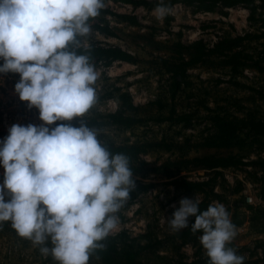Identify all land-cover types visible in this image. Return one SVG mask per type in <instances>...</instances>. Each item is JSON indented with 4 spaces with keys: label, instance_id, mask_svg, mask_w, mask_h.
<instances>
[{
    "label": "rangeland",
    "instance_id": "rangeland-1",
    "mask_svg": "<svg viewBox=\"0 0 264 264\" xmlns=\"http://www.w3.org/2000/svg\"><path fill=\"white\" fill-rule=\"evenodd\" d=\"M168 1L163 0L164 4ZM104 4L100 14L91 19L90 34L78 37L81 42L78 48L111 46L128 53L132 59L114 60L109 65L91 59L98 72L93 85L96 103L84 117L57 122L79 127L84 119L90 128L97 130L101 144H135L144 149L139 158L146 166L141 175L133 174L136 188L116 213L119 223L108 237L119 251L135 250L144 264H209L198 237L182 242L167 222L182 198L199 200L200 194L184 192L168 182L173 178L215 177L213 191L218 198L212 204H223L236 226L237 235L227 247L245 257L243 264L261 263L264 261V138L252 142V135L242 129L237 132L239 139L244 140L242 145L231 143L217 148L206 142L215 131L211 122L215 114L227 119H264V100L260 97L264 92V7L255 0L252 9L246 5L222 7L217 3L210 11H203L197 9L196 2L192 5L175 2L167 6L171 12L157 20L154 8L123 0H104ZM119 15L132 16L135 23ZM94 24L107 27L108 33L98 31ZM236 36L244 37L232 50L242 52L238 61L229 62L227 55L207 56L184 70L179 88L171 93L172 72L178 71L187 60L193 42L200 41L208 48L220 38ZM78 48L74 50L80 54ZM18 79V73H0V99L19 97L14 92ZM120 93H127L134 106L125 112L137 120L129 127L113 124L106 117L121 109ZM6 105L12 124L27 125L20 107ZM28 116L34 117L36 125L44 123L39 111ZM57 122L48 127H55ZM7 135L0 128V140ZM211 154L239 158L243 163L217 167L214 170L219 173L215 174L212 169L198 168V162L191 160ZM3 180L4 168L0 165V184ZM0 264L58 262L50 255H41L31 241L17 235L10 222H3ZM88 264L100 263L90 258Z\"/></svg>",
    "mask_w": 264,
    "mask_h": 264
},
{
    "label": "clouds",
    "instance_id": "clouds-1",
    "mask_svg": "<svg viewBox=\"0 0 264 264\" xmlns=\"http://www.w3.org/2000/svg\"><path fill=\"white\" fill-rule=\"evenodd\" d=\"M104 7V0H0V73L19 74L14 92L44 122L14 123L0 140V224L10 222L58 264H88L136 188L130 157L102 146L84 119L79 127H48L84 117L96 103L98 72L90 56L74 48ZM170 12L163 0L153 9L157 20ZM199 204L182 198L167 218L170 229L202 232L198 239L209 264H243L245 257L227 247L237 233L225 206L201 211Z\"/></svg>",
    "mask_w": 264,
    "mask_h": 264
},
{
    "label": "trees",
    "instance_id": "trees-1",
    "mask_svg": "<svg viewBox=\"0 0 264 264\" xmlns=\"http://www.w3.org/2000/svg\"><path fill=\"white\" fill-rule=\"evenodd\" d=\"M125 2L131 3L133 5H142L146 8L153 9L159 3L157 0H123ZM255 0H169L166 6H169L175 2H181L186 5H192L193 3H198L197 9L203 11H210L217 3L222 7H234L237 5H246L249 9H252V4ZM260 6L264 7V0H259ZM131 23H135V18L132 16L119 15ZM91 19L89 23L91 24ZM94 27L100 32L108 33L107 27L99 26L94 24ZM244 39L243 36L236 37H224L217 40L211 47L206 48L200 41H195L190 45L192 49L189 53L187 60L182 62V66L178 67L177 70H173L172 73V92L174 93L181 84V75L187 67H192L198 62H201L207 56H223L227 55L229 62L238 61L239 57L242 56V52L233 49L237 48L240 41ZM80 54L89 55L91 59L96 61L103 60L104 65H109L114 60L121 61H131V56L120 50L119 48H114L111 46L100 47L88 45L86 48H78L77 50ZM165 61V60H163ZM3 60L0 59V64ZM10 74H15L11 73ZM260 97L264 100V92L260 93ZM120 101L121 109L117 108L113 113H108L106 115L107 119L113 123L118 124L123 127H129L137 122L135 118L125 115L126 111L134 109V106L129 100L127 93H120L118 96ZM211 122L214 127V132L208 138L206 144L215 146L219 148L220 146H227L231 143L237 145H242L244 143L243 139H239L237 132L242 129L246 130V133H250L251 141L261 142L264 138V119H253V118H241V119H227L220 115H213ZM56 124H59L58 122ZM111 153H124L130 157V167L133 170V174L142 173L143 168L146 166V162L139 158V153L144 151L141 146L135 144H125V145H113L111 142H105L102 144ZM191 160L197 161V167L203 169H212L215 174L219 172L214 170L217 167H227L232 165L242 164L243 162L239 158H232L230 156L224 155H205L202 157H194ZM196 167V166H195ZM215 177L207 178L205 180H189L186 178H173L169 180V184L174 188H179L184 192H195L200 194V204L199 208L201 211L207 210L208 206L212 204L213 200L218 198V194L213 191V181ZM7 199V197H6ZM249 209L252 208L251 205L247 206ZM195 217H189V225L194 223ZM202 235V232H197L193 234L189 228H185L177 232V237L182 242H188L196 237ZM104 245L102 249H96L91 252L90 258L97 259L100 264H144L142 263L137 255L138 253L131 248H125L119 251L113 242V239L107 237L105 240L101 241ZM193 264V263H190ZM256 264H264L256 262Z\"/></svg>",
    "mask_w": 264,
    "mask_h": 264
},
{
    "label": "built area",
    "instance_id": "built-area-1",
    "mask_svg": "<svg viewBox=\"0 0 264 264\" xmlns=\"http://www.w3.org/2000/svg\"><path fill=\"white\" fill-rule=\"evenodd\" d=\"M7 103L20 107L21 113H23L26 116L27 124L32 123L36 125L34 117H29L28 115L35 114L39 110L35 107L29 109L27 107V102L21 104L19 97L12 96L10 100L0 99V128L2 131H5L7 133L9 127L12 125L11 120L8 118V111H7L8 109L6 108ZM63 122H70V121H63ZM248 200L249 198H246V201ZM7 254L10 255L11 254L10 251Z\"/></svg>",
    "mask_w": 264,
    "mask_h": 264
}]
</instances>
